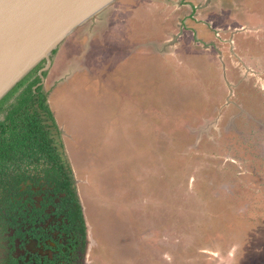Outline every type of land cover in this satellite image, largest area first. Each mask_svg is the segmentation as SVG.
<instances>
[{"label":"rangeland","instance_id":"1","mask_svg":"<svg viewBox=\"0 0 264 264\" xmlns=\"http://www.w3.org/2000/svg\"><path fill=\"white\" fill-rule=\"evenodd\" d=\"M240 2L119 0L55 55L85 264H264V0Z\"/></svg>","mask_w":264,"mask_h":264},{"label":"trees","instance_id":"2","mask_svg":"<svg viewBox=\"0 0 264 264\" xmlns=\"http://www.w3.org/2000/svg\"><path fill=\"white\" fill-rule=\"evenodd\" d=\"M42 66L0 101V264H81L89 244Z\"/></svg>","mask_w":264,"mask_h":264},{"label":"water","instance_id":"3","mask_svg":"<svg viewBox=\"0 0 264 264\" xmlns=\"http://www.w3.org/2000/svg\"><path fill=\"white\" fill-rule=\"evenodd\" d=\"M117 1L0 0V101L41 64L42 85L72 35Z\"/></svg>","mask_w":264,"mask_h":264},{"label":"flooded vegetation","instance_id":"4","mask_svg":"<svg viewBox=\"0 0 264 264\" xmlns=\"http://www.w3.org/2000/svg\"><path fill=\"white\" fill-rule=\"evenodd\" d=\"M241 0H238V1H236V2H240ZM236 2H235V4H236ZM244 2H246V0H242V2H240V4L241 5H245V3ZM195 9V8H194ZM193 13H194V11H193ZM36 77V76H35ZM34 77V78H35ZM38 252H40V253H42V254H49V252L47 251V253H44V252H41V251H38ZM33 253H35V251L33 252ZM85 256H86V254L85 255H83V258L81 259V261H82V263L81 264H85L86 263V258H85Z\"/></svg>","mask_w":264,"mask_h":264},{"label":"crops","instance_id":"5","mask_svg":"<svg viewBox=\"0 0 264 264\" xmlns=\"http://www.w3.org/2000/svg\"><path fill=\"white\" fill-rule=\"evenodd\" d=\"M244 3H245V6H246L247 0H246V2H244ZM243 25H245V24H243Z\"/></svg>","mask_w":264,"mask_h":264}]
</instances>
